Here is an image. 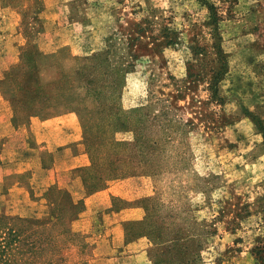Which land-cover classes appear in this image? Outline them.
<instances>
[{
    "label": "rangeland",
    "instance_id": "rangeland-1",
    "mask_svg": "<svg viewBox=\"0 0 264 264\" xmlns=\"http://www.w3.org/2000/svg\"><path fill=\"white\" fill-rule=\"evenodd\" d=\"M18 2L0 0V70L28 42L46 53L61 50L58 61L69 72L56 93L70 106L49 107L54 115H74L79 180L78 168L88 164L83 137L106 138L117 108L135 110L130 125L123 118L128 127L110 131L115 140L158 143L139 148V175L81 198L67 191L84 205L69 223L71 237L60 232L68 223L64 204H51L44 218L54 208L65 220L57 226L3 213L14 229L3 233L7 250H28L25 241L13 245V234L22 230L33 231L36 241L23 264H45L52 255L54 264H153L160 253L165 262L158 264H259L251 251L264 238V0H203L214 7L216 24L199 0ZM214 43L227 61L217 87L220 102L207 85ZM98 52L114 65L131 61L133 67L121 81L96 62L94 70H77ZM148 196L154 201L145 202L144 222L140 200ZM124 220L136 221L129 240ZM156 236L184 240L180 248L157 246Z\"/></svg>",
    "mask_w": 264,
    "mask_h": 264
},
{
    "label": "trees",
    "instance_id": "trees-1",
    "mask_svg": "<svg viewBox=\"0 0 264 264\" xmlns=\"http://www.w3.org/2000/svg\"><path fill=\"white\" fill-rule=\"evenodd\" d=\"M11 1L12 6L21 5L18 0ZM199 1L202 2L203 0ZM202 3L203 5H205L208 11L210 22L212 24H216L215 22L217 16L214 7L207 2ZM21 8L19 9V12L22 17V22H24V16L26 13L24 12L25 10L22 6ZM39 8L40 2L34 8V12H37ZM30 13H33V10ZM60 51L43 53L39 51L36 45L31 42L26 43L23 47L20 48L18 61L7 68L6 72L4 73L2 82L4 86H6L7 84V86L11 85V88H13H10L12 91L11 95L8 97V101L11 106H24L26 116L37 117H42L47 115L48 113H51V110H48L49 106H70L67 101L68 98H66L67 100L61 98L60 91L59 94L56 93L58 89L56 83L59 84L60 78H62L67 72H69V68L64 69V64H62L60 60L58 61L57 56L62 53ZM213 52L215 64L211 67L207 85L211 94L215 98V101L220 102L221 98L217 95V87L219 80H221L227 70V61L225 57L226 55L222 51L218 43L213 44ZM69 58L70 57L67 55L66 59L69 60ZM70 59L73 60L75 58L72 57ZM87 59L86 60L88 61V64L84 63L79 65L77 69L79 72H85L88 69H96V67L93 65L95 64L94 62H96L97 68L101 67L108 72L119 75V81H121L120 78H122V74L129 71L133 67V63L131 61H127L124 63L119 62L117 65H114L107 59L106 52H98L92 54L90 57H87ZM46 72L50 74L49 78L42 77ZM61 83L59 84L60 86L62 85ZM92 90H95V88H92ZM117 109L120 111V113L116 115V121H113L114 123L109 128V132L106 138L103 139L102 136L101 141L95 143V137H97V135L88 133L83 137V146L85 152L87 153L88 164L81 166L80 168H78V170L80 171V180L82 187L87 195L105 188L107 183L113 180L139 175L134 164L136 160L138 161V159L136 158L140 157L139 148L141 147V145L143 147L152 146L151 148H155L154 146L158 143L156 139L149 142V140L146 141L142 138L139 142H137V138L132 141L115 140L112 134L110 135V131L114 132L115 130H119V126H122L124 129L128 127L127 124H123V118H127L129 121L128 124L130 125V115L133 114L135 110L134 108H130L126 111L119 108ZM136 142L138 143V145L136 144ZM123 150H128V152H123ZM45 199L50 206L51 204H53L54 208H57L62 204L66 206V209L68 210L66 222L68 223L67 226H63L61 228L62 230L60 232L67 237H71V235H73V232L70 229L69 223L79 212L83 210V203L81 201H72L67 195L66 190L58 189L54 186L47 189V191L45 192ZM111 199L117 201L120 200L115 196H111ZM140 201L143 204L141 205V207L146 212L143 218V220L145 219V222L148 212V208L145 202L154 200L153 197L148 196L143 197ZM122 203L124 205L126 204V202L124 203L123 200ZM54 208L52 209V212L48 217L49 219L47 218V220H33L39 222V224H48L51 222V224H55L56 226L58 225V222L63 223L65 221L62 220L63 216L58 212H55ZM8 218L12 217L0 213V264H23L28 260V256L25 255H27V253H34L32 251L34 250L33 247H35L34 245L36 243V241L32 239L34 232L30 231L26 233L22 230H17L18 233L13 234L12 236V239L15 240L13 245L17 247L20 243H24L25 241V243L28 244L29 248L24 252L18 248L16 252L12 254L7 250L11 244H9L8 239H6L3 235V233L5 232H12L14 230L5 225V220ZM22 219L28 221L30 220L28 218ZM135 222L136 221L133 220H124L122 222V227L128 240L134 237L133 224H135ZM19 233L22 235H20ZM53 237L54 236H49V239L47 238V242H51L52 239H54ZM155 239H158V241H152V244L157 246H163L165 244L168 245L169 243H172V246H177L176 244H179L177 243L179 239L184 240L178 236H172L166 239H162L160 238V236H156ZM263 240L264 238L261 239V242L263 243L257 245L256 249H253L251 251L256 260H258L259 264H264ZM180 247H182V244H179L176 248ZM52 256L51 258L45 260V264H54L56 258L54 257L55 255ZM153 259V264L165 262V259L162 257V253L154 255Z\"/></svg>",
    "mask_w": 264,
    "mask_h": 264
},
{
    "label": "crops",
    "instance_id": "crops-1",
    "mask_svg": "<svg viewBox=\"0 0 264 264\" xmlns=\"http://www.w3.org/2000/svg\"><path fill=\"white\" fill-rule=\"evenodd\" d=\"M19 51L11 56V64L18 61ZM7 68L0 70V100L7 104L0 106V213L44 219L50 207L45 199L48 188L70 191L76 198L84 194L75 173L81 154L74 115L67 111L26 116L24 106H11L8 97L13 88L2 84ZM42 77L49 78L50 74ZM32 207L38 208L37 212Z\"/></svg>",
    "mask_w": 264,
    "mask_h": 264
}]
</instances>
